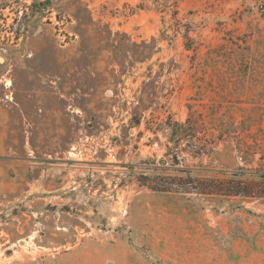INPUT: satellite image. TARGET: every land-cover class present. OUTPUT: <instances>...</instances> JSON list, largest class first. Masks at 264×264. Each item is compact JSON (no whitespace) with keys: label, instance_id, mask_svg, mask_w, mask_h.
<instances>
[{"label":"rangeland","instance_id":"rangeland-1","mask_svg":"<svg viewBox=\"0 0 264 264\" xmlns=\"http://www.w3.org/2000/svg\"><path fill=\"white\" fill-rule=\"evenodd\" d=\"M177 168L264 172V0H0V264H264Z\"/></svg>","mask_w":264,"mask_h":264},{"label":"trees","instance_id":"trees-1","mask_svg":"<svg viewBox=\"0 0 264 264\" xmlns=\"http://www.w3.org/2000/svg\"><path fill=\"white\" fill-rule=\"evenodd\" d=\"M178 126V124H176ZM183 130L174 129L172 136H175V140L180 137V132ZM184 132V131H183ZM163 163H165L163 161ZM179 172H183V168H177ZM245 171L240 169L239 171L232 172L230 178L213 177L212 180L204 179L199 176H191L187 172H183L182 175L176 176H164L157 177L153 181L148 180L147 176L143 175L148 187L154 188L155 190L168 191L169 188L176 186L180 190L186 191L187 189H194L201 194H212L218 191L217 194L221 193L228 196H244V197H260L264 195V172L258 175V180L244 178L242 174ZM252 174V173H251ZM190 175V176H189ZM150 181V183L148 182ZM148 183V184H147Z\"/></svg>","mask_w":264,"mask_h":264},{"label":"bare ground","instance_id":"bare-ground-1","mask_svg":"<svg viewBox=\"0 0 264 264\" xmlns=\"http://www.w3.org/2000/svg\"><path fill=\"white\" fill-rule=\"evenodd\" d=\"M8 84H9V82H8Z\"/></svg>","mask_w":264,"mask_h":264}]
</instances>
